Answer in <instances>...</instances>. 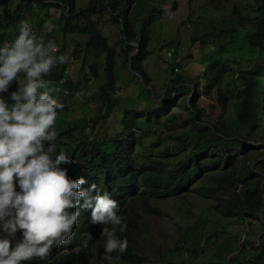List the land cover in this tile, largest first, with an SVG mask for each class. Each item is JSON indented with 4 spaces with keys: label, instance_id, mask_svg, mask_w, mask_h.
I'll list each match as a JSON object with an SVG mask.
<instances>
[{
    "label": "clouds",
    "instance_id": "9594fccd",
    "mask_svg": "<svg viewBox=\"0 0 264 264\" xmlns=\"http://www.w3.org/2000/svg\"><path fill=\"white\" fill-rule=\"evenodd\" d=\"M247 1V5L255 11L252 22H262L252 33L256 37L260 30L263 39L259 40L264 41V0ZM197 16L201 19L205 17L202 14ZM215 17L209 16L207 19ZM159 19H154L149 27ZM172 35L178 37L177 34ZM120 36H123L121 31ZM227 41L229 39L222 33L221 43ZM248 42L247 46L235 45L233 55L226 57L219 70L223 80L228 75L239 78L242 73L264 70V47L258 46L257 42ZM130 44L135 48L131 52L133 55L138 52L139 45L135 42ZM226 48H230V45ZM68 59V56L59 53L55 42L37 37L25 20L19 22L18 34L13 41L0 39V264H43L42 260L52 250L69 255L72 264H148V257L138 252L141 248L138 233L143 220L146 215L157 216L160 213V208L155 205L157 198L180 197L183 191L188 190L203 197L195 202L185 201V205L200 207L205 204V208L200 210L194 224L181 233L171 250H186L189 256L182 259V264H219L214 254L203 258V251L220 231L235 233L227 230L236 228L234 226L216 228L218 221L212 218L214 213L208 210L207 198L211 199L210 206L217 211L219 219H243L240 223L243 230L234 234L237 248L234 244H226L225 261L222 264H244L242 260H236L238 251L244 249V242L264 252V248L255 244L258 232L264 229V181L262 184L254 181L255 175L264 179L263 137H259L258 141H234L230 153H213L211 149L204 148L194 155L190 152L193 150L184 148L186 152L180 158L174 156L177 152L168 158L157 154L168 144L166 140L158 146V140L149 134L151 142L145 146L144 134L148 133L140 136L138 129L131 126L128 133L133 132L135 135L126 136V133L115 132L114 141L122 143L130 139L133 142L135 139V153L138 161L142 162L138 164L142 168L122 166L116 155L115 167L107 177V188L111 195L107 191L101 192L95 183L84 188L95 160L90 157L91 151L79 145L78 141L85 134L77 124L85 126L84 130L90 135L89 117L82 112L90 105L89 101L80 96V100L85 101L79 108L77 106L78 111L83 113L81 118L73 115L69 117V102V110H63L57 116L63 104L54 97L57 95L51 91L44 78L54 67L66 63ZM199 64L195 67V86L188 75V93L191 95L185 100L189 105L192 96L202 95L205 91L203 82L197 80L204 70ZM177 67L181 66H174L172 70L175 73H178ZM65 73L68 74L67 70ZM18 77L21 78L19 83ZM90 79L86 82L88 86L93 82ZM61 88L68 93L64 85ZM263 94L264 89H261ZM162 98L170 100L165 95ZM206 101L212 102L210 99ZM154 102L148 106L147 115L138 110L133 113L135 120L151 119L160 125L163 118L149 115L160 107L158 101ZM262 110L264 112V108ZM172 113L168 110L165 118ZM75 118L78 120L72 122ZM263 118L264 113L261 115L262 125ZM61 120L64 122L61 123ZM234 138L241 137L233 134L229 140ZM250 144L256 149L251 150ZM241 150L246 153L257 152L259 159L256 167L261 169L255 171L248 165H240L236 171L234 168L229 171L235 160L233 152ZM147 151L149 154H146ZM151 152L164 163L145 160ZM241 156L246 162L247 154ZM177 164L178 167L174 168ZM217 167L220 169L216 170ZM243 167L245 169L241 171ZM147 175H163L161 183L167 186V190L162 194L154 193L155 187L149 190ZM207 178H210L211 186L206 183ZM161 183L157 185L160 187ZM237 184L239 188L241 184L243 187L237 189ZM254 186H259L262 191V205L258 209L251 193ZM263 235L264 231L258 239L264 240ZM257 253L258 250L253 252L248 262H256L254 258L258 256ZM169 255V250L160 254L156 264H175L174 260H169ZM189 257L192 259L189 260ZM31 260L33 262L28 263Z\"/></svg>",
    "mask_w": 264,
    "mask_h": 264
},
{
    "label": "trees",
    "instance_id": "16d2710c",
    "mask_svg": "<svg viewBox=\"0 0 264 264\" xmlns=\"http://www.w3.org/2000/svg\"><path fill=\"white\" fill-rule=\"evenodd\" d=\"M231 1L229 13L224 16L207 20L201 19L199 16L192 19L188 17L187 21L192 25L198 24L201 20L203 23L189 35L188 43L183 45L184 52L181 55L196 61L199 60L203 66L204 70L200 71L202 75L197 80L203 82L205 96L203 94L192 96L189 102L193 110L183 112L178 109L172 114H168L160 125H155L151 119L135 120L133 113L138 109L147 115L148 105L143 104V100H135L142 89L150 92L146 85L157 76H154L152 71L159 73L155 65L146 70L143 62L148 59L150 63L161 57L155 51H150L147 48L149 23L154 19L164 17L166 13L160 4L143 5V0H89L85 6L78 7L75 5L76 0H0L1 40L13 41L18 34L19 22L25 20L30 24L37 37H42L45 41L50 40L51 35L43 34V28L48 23L51 25L53 34L59 35L64 41L58 47L59 53L71 56L73 61L71 62L69 57L66 63L58 64L44 77L48 81V87L63 104V108L58 110L57 116L63 110H69L68 102L72 97L71 90L83 87L90 78V80L99 82L98 87L94 84L91 85V82L85 90L89 96H83L90 104L82 111L89 114L87 117H89L90 135L84 130L85 126L77 124L85 134L78 143L85 147L86 151H91L90 157L95 160L84 188L95 183L101 192L107 191L111 195L107 188V177L115 167L116 155L120 165L142 168L138 165L142 162L138 161V155L135 153V139L133 142L130 139L122 143L114 141L115 132L126 133V136L135 135L133 132L128 133L131 126L138 129L140 136L142 133L154 136L158 140V146L166 140L168 144L157 154L168 158L181 151L182 147H189L188 149L193 150L190 152L194 155H198L204 148L211 149L213 153L218 151L230 153V147L235 145L234 141L240 142L249 139L258 141L259 137L264 138V125L261 123V115L264 113L262 110L264 94L261 95V89H264V70L242 73L239 75L240 79L228 75L225 80L219 71L223 67L226 57L233 55L235 45L247 46L248 41H252L257 42L258 46L264 47V41L259 40L263 39L260 30L256 34L258 39L252 33L255 27H260L262 22H252L255 11L247 5L248 1ZM106 18L112 21V25L103 29V22ZM223 25L226 27H222ZM117 29L123 36L116 40V45L112 43V38L117 36ZM105 32H112L113 35L109 36ZM222 33L229 39L227 43H221ZM73 36L76 37L72 38ZM70 38L75 45L74 53L71 55L67 54L64 49ZM175 39L178 40V37L171 35L169 41ZM131 42L139 45L138 52L133 55L131 52L135 48L130 44ZM228 45L230 48H226ZM80 49L84 52L82 65L87 67L89 77L81 74L82 66L77 72L65 73L66 67H73L74 60L79 57L76 50ZM181 65L182 61L179 59L171 68L172 78H170L173 90L190 92V85L185 83V80L189 82V76L185 77L181 72L175 73L172 70L174 66ZM125 71L136 79L137 76L141 78L137 85V87L141 86L139 92L137 89L136 93H129L127 88L123 89V85L119 84ZM63 85L68 89V93L63 88L59 89ZM131 89L132 87L129 88V91ZM161 94V91H155L156 98ZM119 96L133 100V103L124 101V109H121L117 105ZM167 97H170V91H168ZM207 99L212 102H207ZM182 102L185 106L187 105L185 98ZM215 111H217L216 115H214ZM179 116L181 119L178 118ZM233 130L243 132L240 135L241 138L229 140L234 134ZM155 155L151 152L149 158L145 160L164 163L161 158ZM177 167L178 164L174 168ZM146 178L149 190L155 187L154 193L162 194L167 190V186L161 183L164 180L163 175H147ZM158 183H161V188L157 185ZM253 195L258 209L262 205V191L258 186H254ZM255 248L259 250L257 246ZM225 252L226 245L219 256L215 258L216 263L222 264L225 261ZM61 253L52 250L48 257L42 260L43 264H72L71 257ZM257 254L254 261L264 264V252ZM33 260L28 263H32Z\"/></svg>",
    "mask_w": 264,
    "mask_h": 264
},
{
    "label": "rangeland",
    "instance_id": "374dc122",
    "mask_svg": "<svg viewBox=\"0 0 264 264\" xmlns=\"http://www.w3.org/2000/svg\"><path fill=\"white\" fill-rule=\"evenodd\" d=\"M89 0H76V4L78 7L85 6L88 3ZM231 0H143V5L149 4H160L164 9H165V15L164 17H161V19L156 20L152 23V25L149 27V40L147 43V48L150 51H155L156 54L160 55L161 57L156 59V61H151L149 63L148 59L143 62L145 64L146 70H149L155 65V68L159 70V73H155L152 71V74H155L156 76L152 81H150L149 84H147V88L150 89V92H146L145 90L142 89L140 92L138 98L135 101H141L143 100V104L152 105L155 102L158 101L160 103V107L158 110L151 112L149 115L152 117H160V118H165V115L169 111H176L180 109L183 112H188L189 110H193V108L187 104L186 106L184 105V102H182L183 98H188L189 94L188 92H176L173 90V83L171 81V68L173 64L181 59L182 65L181 67H177V72L179 73L180 71L182 74L186 77L187 75H190L192 78V81L195 86V67L197 63H199V60H194L193 58L190 57H185L181 55L184 50H183V45L188 43V38L189 35L196 30V27L201 26L203 21H199L198 24L192 25L187 21L188 17L190 19L194 18L195 16L202 14L204 15V20H207L209 16H224L229 13L230 6H231ZM185 22V23H183ZM103 29L105 27H109L112 25V21H110L109 18L104 19L103 22ZM113 26H115L113 24ZM222 27H226V25H223ZM43 34L45 36L51 35L52 37L50 40L53 39L55 44L59 43L57 47H60V43H63L64 41L61 39L59 35H54L53 32L51 31V25L48 23L45 24L43 28ZM105 34L112 36V32H105ZM172 34H177L178 40H170V36ZM116 37L112 38V43L116 44V40H118L120 36V30H116ZM76 36H73L72 38H75ZM72 38L69 39V43H66L65 45V52L69 55L73 54V48L75 47ZM213 49V48H212ZM216 50V49H215ZM76 53H79L78 59L74 60V65L72 68H66L67 72H72V71H78L80 67L82 66V75L83 76H88V69L86 66L82 65V56L84 52L80 50H76ZM181 55V56H180ZM71 59V62L73 61L71 56H69ZM232 64V62H231ZM240 67H238L239 69ZM237 69V70H238ZM236 70L232 71L235 72ZM73 73V72H72ZM236 75V74H235ZM139 80L136 79V77L132 76L131 74H128L125 71L124 77H122L121 81H119V84L121 86L123 85V89L127 88V91L129 93H136L137 89L138 92L141 90V86L137 87L138 82L141 81L139 76H137ZM171 77V78H170ZM21 82V78L18 77L17 83ZM95 80H93L92 84H95L96 87H98V83ZM185 82L188 84V81L185 80ZM89 84L85 83V85L81 88H78L77 90H71L72 91V98L69 101V104L71 105V115L70 116H76V117H83V113L81 111H78V108L84 104V100H80V96L88 97L89 95L86 93L87 86ZM132 87L131 91H129V88ZM161 91L162 94L156 98L154 93L155 91ZM67 92V90H65ZM168 91H170V99L169 101H165L164 98H162L164 95L167 97ZM57 100L58 97L54 96ZM124 101H130V103H133V100H127L122 96H119L117 98V105L121 108L124 109ZM198 104H201V101L198 102ZM138 110V109H137ZM140 113H142L140 110H138ZM143 114V113H142ZM217 114V111H215L214 115ZM89 114H87L88 116ZM144 116V115H143ZM146 117V116H145ZM144 117V118H145ZM181 119V117H178ZM78 118H75L71 120L72 122H76ZM64 120L61 121L63 123ZM262 122L264 123V118L262 119ZM153 124L159 125L158 122H154ZM180 127V126H178ZM184 130V129H181ZM179 132V131H177ZM234 134L236 137H240V135L243 134V132H240L238 130H233ZM146 138L143 140V144L145 146H149L151 142V136L149 134H144ZM183 148V149H182ZM181 151L177 152L174 156L176 158H180L183 153L186 152L184 149L185 147H182ZM187 147L186 149H188ZM249 148L251 150H255L254 145H249ZM262 148H259L258 150H261ZM264 150V148H263ZM146 154H149V151H147ZM243 154H247L248 160L244 162L242 160ZM235 157V160L231 163V167L229 168V171L234 168V171L237 170V168L240 165H248L249 167H252L255 169V171L261 168L256 167L257 161H258V153L257 152H251V153H246L245 151H234L232 154ZM219 167L216 168V170ZM245 167L241 169L244 170ZM216 176H221V175H216ZM221 180V179H219ZM206 183L208 185H212V182L210 181V178H207ZM254 181H257L256 184L259 182V184H262L264 179L260 175H255L254 176ZM222 182V181H221ZM232 187V186H231ZM237 189H241L243 186L241 184V187L239 188V185H236ZM259 188V186H258ZM260 190V188H259ZM253 194V190L251 191ZM200 197H203L201 195L196 194L192 190L188 191H183L181 193L180 197H159L155 200V205L160 208V213L155 216L154 214H149L146 215L144 223L142 224L138 237L141 241L140 245V250L138 251L139 253L143 254L144 256L148 257L149 263L148 264H156V259L160 256V254L165 253L167 250H169L170 255H169V260H174L175 264H182V259L186 258L189 255H186V250L184 248L181 250H174L171 251L172 248L176 245V240L179 238L181 233L190 225L194 224L198 213L200 210H204L205 204H202L200 207H187L185 205V201H191L195 202L197 201ZM206 204L208 207V210L210 212L214 213V216L212 218H217L218 225L216 228L220 227H229V226H234L237 228L234 229H227L235 232L234 234H237L236 232H241L243 228L240 227V223L243 222V219H219L217 217L218 213L217 211L213 210L211 208V199L207 198L206 199ZM184 210H187L184 211ZM264 213V209L262 211ZM150 218V219H149ZM149 219V220H148ZM211 222V221H210ZM212 224V222H211ZM209 227V226H207ZM211 230H215L211 228ZM222 230H225L224 228ZM264 229H261L257 236H256V245H260L262 248H264V240L258 239V236L261 232H263ZM232 232L226 231L218 234L217 237L213 236L212 241L208 244L206 249L202 253L203 258H207L208 256H212L214 254V257L217 258L219 254L224 250V245L226 244H234L235 247L237 248V241L236 237L234 236ZM255 238H253L254 240ZM186 245V244H185ZM184 245V246H185ZM244 249L241 251H238V254L236 256V260H242V262L245 264H261V263H250L248 262L249 256H253L254 252V247L255 245L250 244L248 242H244ZM227 249V247H226ZM259 254H262L263 252L259 249L258 250ZM229 257L231 255H228ZM262 257V256H261ZM192 257H189V260H191ZM200 259V258H199ZM246 260V261H245ZM245 261V262H244ZM235 262V261H234ZM233 262V263H234ZM144 264V263H143Z\"/></svg>",
    "mask_w": 264,
    "mask_h": 264
}]
</instances>
